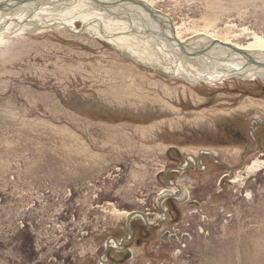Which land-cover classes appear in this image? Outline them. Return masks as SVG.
I'll use <instances>...</instances> for the list:
<instances>
[{
  "label": "rangeland",
  "instance_id": "rangeland-1",
  "mask_svg": "<svg viewBox=\"0 0 264 264\" xmlns=\"http://www.w3.org/2000/svg\"><path fill=\"white\" fill-rule=\"evenodd\" d=\"M143 1L185 43L264 38V0ZM79 13L0 37V264H100L133 212L159 223L133 219L106 264H264V80L164 75ZM202 147L207 171L170 173ZM170 181L189 198L163 210Z\"/></svg>",
  "mask_w": 264,
  "mask_h": 264
},
{
  "label": "bare ground",
  "instance_id": "bare-ground-1",
  "mask_svg": "<svg viewBox=\"0 0 264 264\" xmlns=\"http://www.w3.org/2000/svg\"><path fill=\"white\" fill-rule=\"evenodd\" d=\"M139 1L143 3L142 9L145 13L130 0L28 1L21 4L19 8L13 11L0 13V37L18 31H25L29 28H31V30H42L50 29L55 26H64L70 29V23L76 20L78 15L75 14L80 11L83 13H79V19L82 20L83 25L88 31L97 33L102 39L111 41L114 46L125 52V54L129 51L130 42L137 44V46L141 48H135L133 51L136 52V55H139L138 57L141 60L145 59L148 63L154 65L155 69L162 70V72L165 71L172 76L194 81L190 82L193 85L201 82L207 83L208 85H216L232 78L248 79L252 81L258 79L264 80V69H256L255 67L247 65L244 57L234 53V48L245 50L251 53L257 60H259L258 57H260L264 61V38L255 36V40L250 45L247 47H240L236 44L222 42L212 39L209 35L205 36L201 34L202 37L194 41L192 40L193 42L191 43H185L179 39L173 24L175 38L185 44L189 49H203L206 47V43L212 40L230 45L227 49L216 46V48H212L211 51L217 58L223 60L221 64L224 65L221 67L229 66L231 69L237 70V74L243 73L247 77L241 78L235 76L222 79L226 73L224 70L217 68V60H213V58L210 57H188L185 55L177 47L173 38H170V32L166 29L163 31L161 30V27L168 25V20L163 19L165 21L163 22L162 18L158 17L153 12L158 10L154 9L143 0ZM73 12H75L74 15L70 16ZM170 21L172 22L171 18ZM116 26L119 27L117 30L115 29ZM152 29L155 30V32H153ZM161 57H163V62H160ZM140 59L138 61H141ZM255 122L260 124L257 120H255ZM208 152L211 156L213 155L212 151L208 150ZM194 158L193 155V161L197 162V159ZM188 166L189 163H186V167L183 169H186ZM169 185L172 189L165 190L161 193L163 201L173 196L177 198H184L186 196L185 189L180 185L172 183ZM175 188L179 189L182 193L180 195H175V193H173ZM163 201L160 202L159 200L158 203L163 204ZM138 217L140 216L135 218L138 219ZM142 219L144 220L143 217ZM148 222L151 224L155 223V221L151 219H148ZM108 241H111L112 248L118 250L122 249V247L116 245L115 240L110 239ZM101 257H103V255ZM104 263L106 264L105 260Z\"/></svg>",
  "mask_w": 264,
  "mask_h": 264
},
{
  "label": "water",
  "instance_id": "water-1",
  "mask_svg": "<svg viewBox=\"0 0 264 264\" xmlns=\"http://www.w3.org/2000/svg\"><path fill=\"white\" fill-rule=\"evenodd\" d=\"M28 1H32V0H0V13H5V12H10V11H13L17 8H19V6L25 2H28ZM132 1L137 7L141 8L143 7V3L139 0H130ZM142 11L145 13V11L142 9ZM158 17L162 18L163 19H166L168 20V25L165 26V27H161V30H168L170 32V38H173L175 44L177 45V47L185 54L187 55L188 57H205V58H213V60H217L216 63L218 64V67L219 69L221 70H224V72L226 74H224L225 76H223L222 79H225L227 77H235V76H239L241 78H246L247 76H245L243 73H238L237 70H234V69H231V67L229 66H224V67H221L222 65L224 64H221L223 62V60H221L220 58H217L214 53L211 51L212 48H216V46H220L222 48H229L230 45L228 44H224V43H220V42H217V41H208L206 43V47L203 48V49H200V50H194V49H189L185 44L181 43L178 39L175 38V34H174V28H173V23L170 21V17L161 13V12H158V11H153ZM147 18V17H146ZM163 22H165L163 20ZM87 28L83 25V28L81 29V32L86 30ZM153 32H155V30L152 29ZM157 31V30H156ZM234 53L236 55H239V56H242L245 58L246 60V63L247 65L249 66H252V67H255L256 69H264V61L262 60V58L258 57L259 60H257L251 53L245 51V50H241V49H237V48H234ZM128 58L131 59V57L129 56ZM133 60V59H132ZM134 61V60H133ZM136 63H139V62H136ZM149 66V65H148ZM152 67V66H150ZM153 68V67H152ZM158 71V70H156ZM159 72V71H158ZM162 74H164L163 72H161ZM165 75V74H164ZM186 79V78H185ZM188 80V79H186ZM190 82H194V81H191V80H188ZM189 158L190 157H187V160H186V163H189ZM196 159V158H194ZM186 169H183L182 167L181 168H178L177 171L181 172V171H184ZM172 183L171 181L169 182V184ZM186 195V194H185ZM186 199H188V196H186ZM159 200L160 202L163 201V196L162 194L160 195L159 197ZM158 206L160 209H163L162 207V203L159 204L158 203ZM137 216H142L144 218V221L146 224L148 225H153L151 223L148 222V219H147V216L142 213V212H133L131 214L128 215L127 217V225H128V230H129V238H124L122 239L121 241L118 242V240H115V243L118 247H122V245L125 243V242H129L132 238V229H131V222L133 221V219ZM111 241H108L107 244H106V248H105V252L103 254V257L100 258V262L101 264H105L104 263V258L105 256H107V258H109L110 256V253L113 249L115 248H112L111 247ZM125 253V257H124V260H128L132 257V253H131V250L130 249H125L123 251Z\"/></svg>",
  "mask_w": 264,
  "mask_h": 264
},
{
  "label": "flooded vegetation",
  "instance_id": "flooded-vegetation-1",
  "mask_svg": "<svg viewBox=\"0 0 264 264\" xmlns=\"http://www.w3.org/2000/svg\"><path fill=\"white\" fill-rule=\"evenodd\" d=\"M226 135H227V132H226ZM241 141H242V138H244L243 137V135L241 134ZM255 138H257V137H255ZM257 141V140H256ZM243 142V141H242ZM246 143H249V142H246ZM208 150H210V151H212L213 152V155L212 156H217V155H219V152L217 151V150H215V149H213L212 147H202V148H200L199 150H197V152L195 153V154H193L194 155V157L197 159V162H194L193 161V159H190V158H192V154H190L189 155V166L186 168V170H184V171H181V172H179V171H177V169L178 168H185L186 167V162H184V164H183V166H178V167H175V168H172V169H170V173H186L187 171H189L191 168L192 169H194V170H208L209 169V167L208 166H205V158H207V157H205V156H207V155H210L209 154V152H208ZM176 169V170H175ZM172 170V171H171ZM174 170V171H173ZM205 171V172H206ZM172 182V181H171ZM172 184H175V183H173L172 182ZM175 185H178V184H175ZM168 189H172L171 187H170V185H169V187L167 188V190ZM173 193H175V195H180L182 192L179 190V189H177V188H175V190H174V192ZM170 198H172V197H170ZM170 198H168V199H170ZM180 198H183V197H180ZM186 198V197H185ZM189 198V197H188ZM179 199V198H178ZM167 200V199H166ZM166 200H164L163 201V204L162 205H164V202L166 201ZM187 201V200H186ZM163 210H165L164 209V207H163ZM168 215V214H167ZM167 215H165L166 216V218H167ZM161 220H164V217H163V215H161ZM149 219V218H148ZM150 220V219H149ZM153 220V219H152ZM153 221H155V223L154 224H157V223H159L157 220H153Z\"/></svg>",
  "mask_w": 264,
  "mask_h": 264
}]
</instances>
